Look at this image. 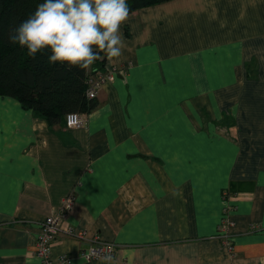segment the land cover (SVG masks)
<instances>
[{
    "label": "crops",
    "instance_id": "1",
    "mask_svg": "<svg viewBox=\"0 0 264 264\" xmlns=\"http://www.w3.org/2000/svg\"><path fill=\"white\" fill-rule=\"evenodd\" d=\"M121 31L83 126L0 96V264H39L67 197L57 264H102L82 257L95 239L115 245L111 264H264V0H171Z\"/></svg>",
    "mask_w": 264,
    "mask_h": 264
},
{
    "label": "trees",
    "instance_id": "2",
    "mask_svg": "<svg viewBox=\"0 0 264 264\" xmlns=\"http://www.w3.org/2000/svg\"><path fill=\"white\" fill-rule=\"evenodd\" d=\"M171 0H127L130 14ZM41 0H0V96L17 100L33 116L53 126L64 122L70 113L89 114L97 100L86 92L89 81L106 72L103 53L88 69L49 64L45 50L35 57L18 44L9 42V34L34 12ZM125 69V68H124ZM127 70V69H125ZM226 197H224L225 199Z\"/></svg>",
    "mask_w": 264,
    "mask_h": 264
},
{
    "label": "clouds",
    "instance_id": "3",
    "mask_svg": "<svg viewBox=\"0 0 264 264\" xmlns=\"http://www.w3.org/2000/svg\"><path fill=\"white\" fill-rule=\"evenodd\" d=\"M129 15L127 0H41L10 32L9 42L32 57L49 51V64L86 70L100 53L110 61L123 56L121 29ZM102 264H111V257H104Z\"/></svg>",
    "mask_w": 264,
    "mask_h": 264
},
{
    "label": "built area",
    "instance_id": "4",
    "mask_svg": "<svg viewBox=\"0 0 264 264\" xmlns=\"http://www.w3.org/2000/svg\"><path fill=\"white\" fill-rule=\"evenodd\" d=\"M117 74L125 75L126 70L120 69L116 70ZM114 77V72L111 70H106V72L98 75L94 80L89 81V88L86 95L89 99H94L97 96L99 89L106 83L111 82ZM84 119L81 115L77 113H70L65 118V127L67 129H74L83 126ZM73 203L72 197H67L62 204L61 210L58 214H53L45 219L41 225V231L36 239V256L39 260V264H57L51 258V244L54 241L57 233L62 229V222L65 215L71 209ZM233 222L229 218L228 207L223 211L221 221L219 223L218 229L221 235L223 246L227 250H231L232 243L230 234L233 229ZM68 235L73 236L78 239L84 238L83 232H74L73 230L65 231ZM93 245L85 252H82V257L86 262H91L98 259H103L104 257H111V260L115 254V245L111 243H101L95 239L92 243ZM60 263H69L67 256H63L60 259Z\"/></svg>",
    "mask_w": 264,
    "mask_h": 264
}]
</instances>
